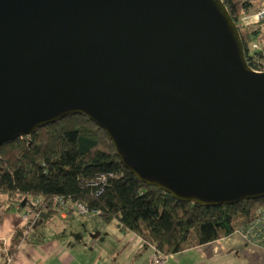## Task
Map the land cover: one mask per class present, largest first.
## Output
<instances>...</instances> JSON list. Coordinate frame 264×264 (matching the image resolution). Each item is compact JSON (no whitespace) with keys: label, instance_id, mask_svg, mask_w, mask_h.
<instances>
[{"label":"water","instance_id":"1","mask_svg":"<svg viewBox=\"0 0 264 264\" xmlns=\"http://www.w3.org/2000/svg\"><path fill=\"white\" fill-rule=\"evenodd\" d=\"M68 115L177 201L264 198V72L222 0H0V145Z\"/></svg>","mask_w":264,"mask_h":264},{"label":"trees","instance_id":"2","mask_svg":"<svg viewBox=\"0 0 264 264\" xmlns=\"http://www.w3.org/2000/svg\"><path fill=\"white\" fill-rule=\"evenodd\" d=\"M222 2L238 27L248 66L264 71V51L248 50L261 29L238 24L242 15L252 12L253 0ZM100 174L111 177L96 196L86 183ZM61 196L99 212L104 223L116 221L122 231L139 236L143 248L152 246L164 257L228 237L248 225L257 210H264V198L204 207L177 201L139 182L121 164L106 133L82 115H68L29 137L0 145V207L5 212L14 207L38 210L34 231L56 214L50 210V201ZM31 234L25 226L16 228L8 253L14 254L18 244Z\"/></svg>","mask_w":264,"mask_h":264},{"label":"crops","instance_id":"3","mask_svg":"<svg viewBox=\"0 0 264 264\" xmlns=\"http://www.w3.org/2000/svg\"><path fill=\"white\" fill-rule=\"evenodd\" d=\"M252 13L264 7L253 0ZM25 209L5 212L0 207V248H7L11 234L24 227ZM152 246L122 231L116 221L104 223L95 213L53 214L22 240L13 264H153ZM1 263V260H0ZM163 264H264V248L249 244L234 232L228 237L165 256Z\"/></svg>","mask_w":264,"mask_h":264},{"label":"built area","instance_id":"4","mask_svg":"<svg viewBox=\"0 0 264 264\" xmlns=\"http://www.w3.org/2000/svg\"><path fill=\"white\" fill-rule=\"evenodd\" d=\"M262 19H264V7L255 13L243 17L242 21H244L247 25H254ZM252 48L255 51H264V49L260 48L257 44H253ZM110 177L111 174H100L95 177L94 180L87 182L86 187L90 188L94 195L98 196L103 192L107 180ZM38 204L39 201L36 200L35 205ZM16 208L18 209V207ZM50 208L60 215H66L67 213H77L81 215L95 213L99 215V212H91L84 203L73 200L70 197H54L50 201ZM39 215V211L33 212L29 208H25V214L22 216V219L28 232L33 231V225L38 219ZM235 232L241 234L247 243L264 248V210L259 209L254 219L249 222L248 225H246L244 228L236 230ZM156 254L157 255L153 261V264H163L164 256L159 252H156ZM0 260V264H13L14 262V254L8 253L7 248L4 247V243L0 248Z\"/></svg>","mask_w":264,"mask_h":264},{"label":"rangeland","instance_id":"5","mask_svg":"<svg viewBox=\"0 0 264 264\" xmlns=\"http://www.w3.org/2000/svg\"><path fill=\"white\" fill-rule=\"evenodd\" d=\"M247 15H250V14H247ZM247 15H242L238 20V24L241 25L242 27H248L251 30H254L257 28L261 29L259 32V35L255 38V40L252 41L251 43H249V45H248L249 53H253L255 51L252 48L253 44H257L260 48L264 49V19L259 21L257 24L247 25L244 21H242V18L247 16Z\"/></svg>","mask_w":264,"mask_h":264},{"label":"bare ground","instance_id":"6","mask_svg":"<svg viewBox=\"0 0 264 264\" xmlns=\"http://www.w3.org/2000/svg\"><path fill=\"white\" fill-rule=\"evenodd\" d=\"M40 208V207H39ZM36 209H38V208H36ZM43 209V208H42ZM46 209V208H45ZM50 209V208H49ZM34 210H35V208H34ZM51 210V209H50ZM36 211V210H35ZM38 211V210H37ZM32 233H33V231H32Z\"/></svg>","mask_w":264,"mask_h":264}]
</instances>
